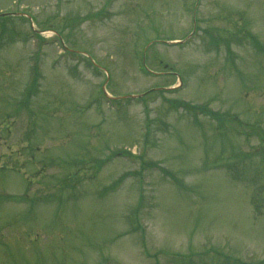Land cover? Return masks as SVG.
Segmentation results:
<instances>
[{
    "label": "rangeland",
    "instance_id": "374dc122",
    "mask_svg": "<svg viewBox=\"0 0 264 264\" xmlns=\"http://www.w3.org/2000/svg\"><path fill=\"white\" fill-rule=\"evenodd\" d=\"M0 13V264H264V0H0ZM148 39L156 74L141 70ZM107 76V97L164 91L102 101L98 124L81 110ZM178 101L237 124L212 132Z\"/></svg>",
    "mask_w": 264,
    "mask_h": 264
},
{
    "label": "trees",
    "instance_id": "16d2710c",
    "mask_svg": "<svg viewBox=\"0 0 264 264\" xmlns=\"http://www.w3.org/2000/svg\"><path fill=\"white\" fill-rule=\"evenodd\" d=\"M85 18H77V22L83 20ZM81 23H79L80 25ZM87 60V59H86ZM87 64L92 66L89 62V60H87ZM96 70L98 69L97 66H93ZM33 70L35 71V76L33 78V81L34 82L36 80V77H37V68H33ZM99 70V69H98ZM153 94H163V91L162 90H158V91H151L149 93H147L146 95H144L145 97H142L141 99H137V101H141V102H144L146 103V97L148 96H151ZM104 99L105 101L109 102L110 100L106 99V98H102ZM130 100H126L125 102L128 103ZM114 103H120V101H112ZM180 103L183 105L181 106ZM13 106V105H11ZM175 106H180L182 107L185 111H188V112H191L193 114L195 113H198V114H201L205 117H208L209 119L211 120H214V121H217L218 123L216 124V128L219 127V126H222V123H223V120H226V116L220 112H215L213 110H211L208 106V104H203V105H192V104H189V103H183V102H176ZM21 107L23 108V105H21ZM9 118V117H8ZM16 119V118H15ZM193 124L197 125V127H201V125L197 122V121H193ZM215 128V129H216ZM98 169V168H97ZM125 177V175L121 176L120 177V180L123 179ZM117 181V180H116ZM115 181V182H116ZM118 183V182H117ZM114 185V184H113Z\"/></svg>",
    "mask_w": 264,
    "mask_h": 264
}]
</instances>
